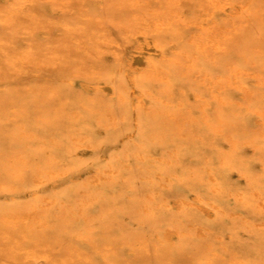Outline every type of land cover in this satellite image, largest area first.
<instances>
[{"label": "rangeland", "instance_id": "rangeland-1", "mask_svg": "<svg viewBox=\"0 0 264 264\" xmlns=\"http://www.w3.org/2000/svg\"><path fill=\"white\" fill-rule=\"evenodd\" d=\"M20 1H21V4H23V1H26V0H8V1L7 0L6 1L0 0V14L5 15V16H9L10 10L13 9L12 7L19 6L18 3ZM29 1L30 0H27L26 9L24 10L23 13H21L23 15L19 16V20L23 23H19L18 26L17 25H14V26H11V25L10 26H3L2 25V26H0V35H1L0 38H3V41L1 43L2 45L0 44L1 45L0 46V57H1L0 58V97H1L0 98V112H1L0 113V186H1L0 187V189H1L0 190L1 191L0 192V214L2 213L1 215H4V213H6V212H3V208L9 209V206L14 205L16 203H19V201H20L19 204H24V207L21 205L24 212H29V210H31L36 205V208L38 209V211L41 212V215L43 216V221L39 222L37 220L36 221L32 220L30 223H28L27 226H23L18 221L19 220V218H18L19 214H15L12 211L9 212L8 215L10 217V220L13 221L14 223H17V224H15V227H12V229H11V228L3 225L2 223H0V231H1V234H0V264H5V263L6 264H18V263L19 264H26L24 253L27 251H37L40 254L45 253L46 255L50 256L51 260L53 259L52 261H54L52 263L42 262L40 264H55V263L56 264H68V263L69 264H93V263L94 264H204L211 256L209 255V253H207L208 250H207L206 246L204 245V239L197 235V229H199L200 227L201 228L206 227V229L207 228L211 229V230L207 229V231L214 232V227H213L211 221L209 220L208 216H206V215L204 216V214H201V213L198 214L196 211H194L195 209L192 210L193 212H190V214L193 213L195 215V219L194 220L193 219H191V220L187 219L185 216V213H183V211H179L173 205V201L177 200L178 197H179V199H180V197H182V198H185L186 200H189L192 198L194 192L196 194V191H197V193H203L206 196H208V197H206V199L208 201H212V200L216 201L223 209H225L224 211L226 213H232L233 211H235V212L238 211L239 214L241 213V215L246 216L247 219L252 220L251 222L253 224L256 223L258 225H261V223H263L264 218L263 219L260 218L259 214H257V211H255L256 209L253 208L251 210H248V209H246L245 206L237 204V202H235L234 200H232L230 198H227L223 194L216 196L215 194H213L211 192L207 183L204 182L201 184V181L197 180L198 179L197 176H199L200 174L203 173L201 167L203 168V166L206 164V161L210 160V162L213 163V165L215 167L218 166V167H216L217 170L215 171L217 174L220 173V170L222 167L226 168L227 171H233L234 174L231 173L232 175L230 174L228 176V182L229 183L223 184L224 187H226V185L232 186L233 191H235L237 189H246V188H247L246 190H248L246 183L243 182L242 180H240V174L239 173H241V171H243V169L246 168L245 165L249 164L248 165V167H250L249 171H251V174H254L253 175L254 179L256 178L258 183L264 185V169H263L264 168V147L261 146L262 143H263L262 145L264 146V120H263V125L260 123V121L262 120V118L260 117V114H261L260 112L264 111V108H263L264 104H262V103H264V95H263L264 91H262V89L264 90V88H263L264 86H262V88H261L260 86H258L256 84L257 80L252 78V76H254L255 74H261L263 76V81H261V84L264 83V60H263L264 59V0H253L254 4H256V5L254 6V4H253V6L251 8L252 15L248 16V14H247L243 20L241 19V20L237 21L236 24H238V26L240 25L239 29H237L238 33L233 36L232 40L228 41L229 43L226 42V44L223 45L228 52L226 51V53L221 55V57L219 56L220 59H218V60H220V62H223L222 64L215 63L214 61H212L210 59L209 56L205 57V55L201 56L197 53L198 60H199L197 62V64H198L199 68L201 70H203V72H205V71L207 72V70H209L208 73H210L212 76L214 75L213 76L214 78L220 79L221 81L223 80V82H221L222 87L220 86V89L217 91H223V88H226L225 89V95H224L226 100L228 101L226 106H222L219 103L211 100V104H210L211 107H210V109H208V114H209V116H211V121H210L211 126H208L205 123H203L204 120L201 119L200 113L197 111V109H196L197 107H195L196 103H194V98L192 96H189L190 98L189 97L187 98V102L189 104H192L191 105V111H192L193 119H191L189 121V120H187L188 117H186L184 120L182 117L179 116L178 120L175 123L170 124L169 119L165 116L164 107L160 108V107H156L154 105H152L153 106L152 107L149 104L150 110L147 109V110H144V112H143V110H141L142 111L141 112L135 108L133 109L132 107L129 109H126L121 104H119L120 102L118 100L111 98L110 94L107 92H103V93H101V95L97 94L98 95L97 97H99L100 99L102 98V100L104 102L106 101V103H107V101L109 100V105L113 104V106H114L113 107L110 105L112 111L114 110L113 115H115V120H116V122L114 124L116 127L115 131H113L111 129L112 125H111V122L109 121V119L107 117L103 116L104 117L103 118L101 116L99 118H96L93 114H90L91 109H88V106H85V105L89 104L88 103L89 98H88V96L84 95V93L82 92L81 83L84 81L86 82V80L84 79V76H82V75H84V73L85 74L90 73V71L92 69H99V68L101 69V67L102 68L104 67L105 69H107L109 74L114 75L113 77H115V79L118 82H120L121 84L124 81H126L127 80V76H126L127 73L125 71L117 70L115 68L114 60L109 55V52L111 51L110 49L112 47L110 45H106L104 43V41H103L104 37L109 39V41H111L113 43L116 42V44H118V47H119L118 48L119 52L121 49V51L126 53L127 48H129L127 45L129 43L128 37L132 33L131 30L133 28V25L135 23L141 21L142 19L149 18L151 16L150 11L152 9H153L152 10L153 12H163V11L165 13L172 12V10L174 9V6L171 5V3H170L171 1L170 0H148L149 2H147V0H131V2L129 0L128 1L127 0H112V1L111 0H31L30 2ZM137 1H139V2H137ZM191 1L192 0H181V2H180L182 5L181 8H183L187 12H193V13L196 12L197 13L198 9H196V8L199 7L198 5L200 3H201L200 6L202 8H207V6H208L205 3V2L208 3V0L207 1L199 0V1H195V2H191ZM231 1H240V0H231ZM65 3L67 5V7H65ZM234 3H237V2H234ZM135 4H136V6H134ZM147 5H149L150 9H148V8L146 9V7H148ZM119 6H120V9H119ZM190 6L192 9L190 8ZM7 7H8V9L6 11V9H4V8H7ZM2 9H4V11ZM142 9L144 10V12ZM27 10H29V11H27ZM31 11L34 12L33 14H36V15L38 14L37 21H36L37 23L34 22L33 20H30V18L26 17L25 12L27 13V12H31ZM65 11H67V12H65ZM134 11H136V12L134 13ZM3 12H5V13H3ZM68 12H70V13H68ZM139 12H140V14H139ZM82 14H83V16H82ZM148 14H149V16H148ZM129 16H131L130 19H128ZM87 17H90V18H87ZM48 18L50 20H48ZM221 18H222L221 25L226 24L224 22V18L223 17H221ZM135 19H137V20H135ZM77 20H79L81 22H79ZM124 20H127V21L124 22ZM245 20L247 22H245ZM31 21H32V23H31ZM75 21H76V24H75ZM92 21L95 24L94 23L92 24ZM64 23H66V25L68 24L67 25L68 27H64V25H63ZM57 24H60V25H57ZM244 24L246 26H249L250 30L249 29L246 30ZM61 26L63 29L61 28ZM73 26L74 27L76 26L75 29ZM84 26H86V27H84ZM96 26H97V28H96ZM230 26H231V24H230ZM38 27L40 30L38 29ZM78 27L80 29H77ZM92 27H93V29H92ZM240 27H241V29H240ZM101 28H103V29H101ZM1 29L3 30V32ZM36 29H37V31H35ZM46 29H47V31H46ZM72 29H74V30H72ZM83 29L85 30V32L82 31ZM87 30H88V32H87ZM96 30H98V31H96ZM123 31H124V34H123ZM4 32L7 33L8 35H10L12 38L10 36H7V34H5ZM182 32L184 33V38H187V36H185V34H188V32L185 30ZM3 34H5V35H3ZM122 34H123V36H122ZM4 36L5 37L7 36V38H5ZM87 40H89V41H87ZM86 42H89V43H86ZM117 42H120V43H117ZM73 44H74V46H73ZM86 44H88V45H86ZM94 44H95V46H94ZM98 44H100L101 46ZM36 45H37V47L35 48ZM103 45H105V46H103ZM185 45H187L185 48L191 47L187 43H185ZM25 46H26V48H25ZM27 46H29V47H27ZM78 46H79V48H78ZM19 47H21L22 49ZM45 47L47 48L46 50H45ZM192 48L193 47H191V49L188 48V51L189 52L191 51L190 54H194L196 51L195 48H193V49ZM66 49L69 51H67ZM237 49L238 50L240 49V52H238ZM100 50L103 51V55L98 53V51H100ZM210 52H212V51H210ZM262 52H263V54H262ZM22 53H24V55H26V56H29V60H25L23 58L24 56ZM41 53L43 56L41 55ZM6 54L7 55L9 54L10 57H9V55L7 56ZM61 54L64 55V59H63ZM69 54H71V55H69ZM77 54H79V58H78ZM94 54H97L98 56L97 55L95 56ZM74 55L76 57L75 59H74ZM230 56L232 58H230ZM243 56H244V58H243ZM245 56H247V57H245ZM92 57H93V59H91ZM97 57H99V58H97ZM102 57L104 59H102ZM47 58L49 61L47 60ZM37 59H38V61H36ZM205 59H207V61H205ZM231 59L232 60L234 59V60L232 61ZM209 60H211V61H209ZM22 61L24 62V65H22L23 64ZM32 61H34V62H32ZM79 61H81V62L79 63ZM85 63L90 67H88L87 65L85 66ZM183 63H185V65H186V61ZM228 63H230V64L228 65ZM69 64H70V67H68ZM71 64H74V65L71 66ZM78 64H80V65H78ZM237 66H239L240 70H243L247 73V75H244L245 77L243 76L242 79L244 78L243 81H244V83H246L245 85L247 86L249 91L256 93L255 94L256 99L252 98L253 99L252 103H250L249 101H245L244 98L241 97L242 95L240 93V90H238V88H236L237 91L233 90V88H235L234 85H232V86L227 85L228 81L226 82V78H224V77H227V80H228V78L232 79V78H230L231 77L230 69H235V68L238 69ZM30 67H31V69H30ZM79 67H81V68H79ZM82 68H84V70H87V71L80 70ZM86 68H88V69H86ZM178 68H180V67H178ZM215 68H216V70H214ZM25 69H27V70L25 71ZM75 69H77V71ZM180 69H175V71H180ZM210 69L215 71V73L210 71ZM15 71H16V74H15ZM124 73H125V75H124ZM19 74H20V76H19ZM22 74H24V75H22ZM215 74L218 76H216ZM69 75H70V77L72 76L73 78L72 77L70 78ZM221 75H223V77H221ZM174 76H175L174 79H177L176 81L181 82L182 85H184L187 89L190 86L193 87L192 86L193 83L188 77L183 76V75H178V73H175ZM58 78H59V80H58ZM179 78H182V79H179ZM61 79H63V80H61ZM65 79H66V81H65ZM67 80H68V82H67ZM182 80H184V82ZM39 83H41V84H39ZM52 83H53V85H52ZM66 83L68 84L69 88L67 87ZM46 86H49V88ZM70 86H71V88H70ZM25 87H27V88H25ZM32 88H33V90H32ZM156 88H158V87H156ZM71 89H73V90H71ZM50 90H52V91H50ZM78 90L81 93H79ZM155 90H158V89H155ZM55 92L57 95H59L58 97H59L60 101L58 100V102L55 98H52V96H54ZM222 93L224 94V92H222ZM14 95L17 97L16 100H17L18 104L16 103V106H15V104L11 103L12 99L15 100ZM78 99H80L81 101ZM23 100H24V102H23ZM110 100H112L113 102ZM235 100L238 102V104ZM241 101H243V104ZM82 103L85 104L84 105L85 107L83 106ZM244 103L246 105H250V104L253 105L255 103V105L252 106L253 107V109H252L251 105L245 106ZM54 104H55V106H54ZM18 105H20V106H18ZM50 106L52 107V109ZM240 106H242V107L240 108ZM244 106H245L246 110L244 109ZM11 107L13 109H11ZM76 107L78 109H80L83 112V113L81 112L83 114V116L85 115L84 117H86L89 120V121H87L88 127L84 128V124L83 125L79 124L80 122H78L77 120H74L72 115H70L71 113H73V110L80 112V110H78ZM155 107L157 110L155 109ZM232 107H234V108L232 109ZM257 107H259V108H257ZM260 107H262V108H260ZM85 108H87V109H85ZM193 108H195V109H193ZM256 109H259V111H258L259 113H256L257 112ZM230 110L231 111L235 110V111L231 112ZM31 111H33V112H31ZM30 112H31V114H30ZM52 112H55V113H52ZM135 112L137 113V115ZM139 112L141 113V115L143 117L142 120L144 123V129L146 131L144 133H140L139 130H140L141 126L139 127V124L136 123L137 122V116H139V114H140ZM253 113H254V115H253ZM57 114H59V115H57ZM159 114H161V116ZM51 115H54V116H51ZM157 115H159V116H157ZM162 116L164 118L165 117L166 118L164 119V118H162ZM195 117H197V118H195ZM5 118L7 119V121ZM259 118H261V119H259ZM10 119L11 120L14 119V121L16 120L14 122L15 124L12 121H11V123H9ZM3 120H5V121L3 122ZM30 120H31V122H30ZM86 120H85V123H86ZM118 120H119V122H117ZM127 121L129 122V124H127ZM258 121L260 124H258ZM118 123H119V125H117ZM154 123H156L155 124L156 126L154 125ZM164 123H166L165 124L166 126L164 125ZM12 124H14V125H12ZM108 124H110V125H108ZM189 126H191V127L189 128ZM82 127H83L84 132L81 134V136H84L86 139H88L92 145L95 144V146H98L99 144H101L103 146L102 151L100 150V152H99V154L101 156L100 162L102 164H104L105 166H107L108 172H110V173L112 172V174L108 173L109 175L108 174L103 175V178L105 179V180H102L103 183L101 184L103 192H101L102 195H100L98 199H94V198L88 199L84 195L85 193L83 194V191L86 188V185L89 183V181L92 179V176L95 174L94 171H85L82 173L79 172L77 177H75L76 181L74 180L73 183L66 182L64 180L62 181L61 179H57V180H55L53 178L48 179L49 176L46 175V173H42V172H46V170L50 167L53 168L54 171H60L64 168L72 167L75 159L76 160L80 159V161H82V162H87V161H90L91 159H93V154L91 152L77 151L73 148L72 145L70 146V144H71L70 140L71 139H69V137H68L69 134L72 136H79V131H80V129H82ZM173 128H174V130H173ZM58 129H59V131H58ZM210 130H213V131L210 132ZM24 132H26V133H24ZM152 132H153V134H152ZM258 132H259V134H258ZM129 133H130V135H129ZM136 133H138L137 138L139 137L140 142L142 144L144 142L145 145L151 144V142L149 143V141H151L156 135L164 136V138H168V140L174 144H171L166 150H163L161 152V154L160 153L159 154L162 155L161 156L162 159H164V160H166V162H168V160L171 158L170 155L167 157L168 153H170V151L175 150V149L180 150V152L184 153V154H182V160H181L182 161V164H181L182 168L179 167L178 165H175V164L172 165L173 167L171 165L166 164V163L159 164L160 165L159 166L160 174H162V176L160 175L161 176L160 181L162 182L161 183L158 179L154 180L155 179L154 174H152L150 171L143 170L141 168V166H139L140 162L136 161L134 158H131L129 160V162H128L129 167L128 168L125 167V165L123 164V163H125L124 161H126V157H125V160L123 161V163L121 162L122 164L116 163L115 165H113L111 163L110 165H108V162L112 157V153L115 155L123 156V157H124V155L129 154V151H130L129 146L131 145L130 142H131L132 138L133 139H134V137L136 138V136H135ZM173 134H175V135H173ZM213 134H215V135H213ZM34 135H35L34 139H29L30 138L29 136H34ZM143 135L145 137L144 140H143V138H144ZM229 135H232V136L236 135V138L239 141V144L241 143L239 145L240 146L239 147V149H240L239 153H241V154H238V157L233 162H231L230 160H228V162L227 161L225 162L222 154H220V153H218L219 155L216 154L215 150L211 149L210 147L206 146L203 143L204 141H207L209 139L211 141L218 142L219 140H222ZM44 136H46V137L52 136V137L46 139V137H44ZM240 137L241 138L243 137L242 140ZM196 138H197V140H196ZM23 139H24V141H23ZM247 139L250 141V144L251 145L253 144V146L256 148H254L253 146L249 149L245 148V143H247V141H248ZM252 139L254 141H252ZM49 140H50V142H48ZM55 141H57V142H55ZM191 141H193V142H191ZM47 142H48V144H47ZM50 143L53 144L54 146L51 145ZM57 143H58V145H57ZM195 144L197 146H195ZM123 145H124V147H122ZM71 147H72V149H71ZM122 148H124V150ZM113 149H114V151H113ZM219 149L220 150L222 149L220 151L222 153H226V152L230 153V149H229L228 145H222L219 147ZM67 150L69 153L67 152ZM125 150H126V152H124ZM166 151H169V152H166ZM196 152H198V153H196ZM107 153H110L111 155L110 156L104 155ZM123 153H126V154H123ZM260 153H262V155ZM51 154H53V155H51ZM40 155L42 156L41 158H40ZM79 156H80V158H79ZM6 158H8V159H6ZM200 158H202V159L200 160ZM50 159H51V162L49 161ZM219 159H221V161ZM24 161H26V162L28 161V162L25 163ZM216 162H219V164ZM136 163H138V164H136ZM232 163H234V164H232ZM19 164H21V166ZM14 165H15V168H14ZM228 165H231V166H228ZM112 166H114V167H113V170L111 171V168H109V167H112ZM186 166H187V168H185ZM196 166H197V168H195ZM116 167H117V169H116ZM174 167L176 169H174ZM58 169H60V170H58ZM129 170H130V172H129ZM22 171H24V172H22ZM164 172H166V173H164ZM196 172H199V173H196ZM15 173H17V175ZM132 173H134V174H132ZM43 174L46 175L45 179H43L44 178ZM131 175H133V176H131ZM223 175L227 176L225 174H223ZM167 176L170 178H168ZM34 177H41L40 182L42 181V183L36 185V183L34 182ZM124 177H126V178L124 179ZM142 177H143V179L144 178L145 179L143 180ZM172 177H173V179H172ZM110 178H111V180H110ZM195 178H197V179H195ZM11 179H14V180H11ZM146 180H148V181H146ZM171 180H173V181H171ZM187 180H189V181H187ZM223 180L224 179H222V181ZM134 181H135V183H134ZM154 181H156V182H154ZM157 181H159L160 183ZM6 183H8V185L10 184L11 186L17 188V190L14 191L15 195H13L12 191H8V189L4 188ZM156 183H157V185H155ZM72 184H74V185L72 186ZM75 184L78 185V188ZM19 185H20V187H19ZM194 185H196V186L199 185L198 186L199 188L194 186ZM221 185H222V182H221ZM132 186H134V187H132ZM156 186H158V187L156 188ZM68 188H71L75 192H73V193L71 192L72 195L69 196L70 198L65 197V198L61 199L60 194L63 192V190L68 189ZM190 190H192V191L194 190V192L192 193V191H190ZM199 190H201V191H199ZM34 191H38V194H39L38 199L33 197L32 193ZM135 192H137L138 194H136ZM146 192H147V194H146ZM155 192L156 193L160 192V193L156 194ZM110 194H111L112 198H110L111 197ZM126 194H127V196H126ZM133 194H135L134 197H133ZM143 194H145V195L142 197ZM40 195H41V197H40ZM48 195L51 198H49ZM73 195H75V196H73ZM77 195L81 196V198ZM137 195H139L140 197ZM12 196H15V198L14 197L10 198ZM149 196H151V197H149ZM157 196L158 197L160 196V197L158 198ZM175 196H176V198H175ZM184 196H186L187 198ZM53 197H56V198H53ZM135 197L137 199H135ZM44 199L50 200V201H52V203L47 204L44 201ZM52 199H54V200H52ZM60 199H61V201H60ZM10 200H11V202H10ZM115 200H117V201H115ZM156 201H157V203H159V202H161V203L157 204V206H155ZM33 202H34V204H33ZM59 202H62V204ZM5 203L7 205H5ZM74 203H75V205H74ZM2 204H4V206ZM150 204L154 205V206H151ZM166 204L167 205L170 204V205L165 206ZM140 205H142V206H140ZM146 205L147 206L149 205V206L147 207ZM150 207H151V209H150ZM144 209H146V210H144ZM242 209H243V211H242ZM152 210H153V212H152ZM151 213H152V215H151ZM93 215H94V217H93ZM149 215H150V218H149ZM68 216L71 220L68 218ZM171 217H173L174 219ZM179 218H181V219L177 220ZM0 219H1V216H0ZM175 220L178 222H176ZM230 220L232 221V223ZM250 220H248V221H250ZM187 221L189 223L191 222V224H187L186 223ZM200 221L203 223H201ZM34 222L36 223L37 226L35 225ZM52 222H53V224H51ZM57 222H59V223H57ZM171 222H173V224H175L173 227H172L173 224ZM181 222L183 224H181ZM258 222H260V224ZM195 224L196 225L198 224L199 226L198 225L196 226ZM84 225H85V227H84ZM170 225H171V228H168ZM185 225H187V226H185ZM194 225L196 228H193ZM202 225H204V226H202ZM224 225L226 227H224V229L223 228L221 229V233H222V236L224 237V238L222 237L223 241H225L227 244H229V242H230L229 236L232 233V234H236L238 239L239 238L241 239V243H244L247 245V248L248 247L251 248L253 246L252 244L256 238V234L254 231H249L246 227L244 228V226L241 225L240 222H238V220H236V219H229L228 218L227 221L224 222ZM178 226L180 229H182V230L178 229L179 232L180 231L183 232L182 236H180V235H178L177 237L174 236L175 238L173 237L174 239H172V243L166 242L164 240L166 229H163V228H168V229L173 228V230L176 231ZM23 227H24V229H23ZM197 227H199V228H197ZM249 227H250L249 228L250 230H252L254 228L252 226H249ZM190 228L193 230H191ZM238 228H239V230H238ZM18 230L20 233L18 232ZM163 230H165V231L163 232ZM183 230H185V231H183ZM235 230H237V231H235ZM247 231H248V234H247ZM9 232H11V233H9ZM184 232H187V233H184ZM188 232H190V233L188 234ZM45 233H47V234H45ZM71 233H72V235H71ZM69 234H70V236H69ZM6 236H10V237H6ZM46 236H50V237H46ZM162 237L164 239H162ZM185 237H187V238H185ZM39 238H41V240ZM244 238H245V240H244ZM49 240L51 242H49ZM161 240H163L164 242ZM109 241L112 244L108 243ZM160 241L162 243H160ZM146 242H148V243L144 244ZM98 243H99V245H98ZM160 244H163V245H160ZM164 244H166L168 247ZM171 244H174V245L171 246ZM13 246H16V249L18 251L16 253V256H14L12 254V252H13L12 247ZM55 246H56V248H55ZM99 246H101V247L99 248ZM40 248L43 249V251L40 250ZM146 248H148V249H146ZM155 248H157V249H155ZM74 249H77L76 250L77 254H73ZM52 250H53V252H52ZM57 250H58V252H57ZM103 250H104L105 254H103ZM9 251H10V253H9ZM59 251H61V252H59ZM82 253H84V255ZM59 256H61V257H59ZM72 256H74V257H72ZM83 256H85V257H83ZM22 259L24 260V262ZM91 259H93V260H91ZM197 260H198V262H197ZM252 260L254 261L255 259L252 258ZM217 264H223V263H217Z\"/></svg>", "mask_w": 264, "mask_h": 264}, {"label": "bare ground", "instance_id": "bare-ground-1", "mask_svg": "<svg viewBox=\"0 0 264 264\" xmlns=\"http://www.w3.org/2000/svg\"><path fill=\"white\" fill-rule=\"evenodd\" d=\"M6 1V0H4ZM8 1V0H7ZM31 1V0H30ZM29 1V2H30ZM112 1V0H111ZM128 1V0H127ZM131 2V0H129ZM171 5L174 6V9L172 10V12L169 13H165L163 12H152L150 11L151 16L147 19H142L141 21L135 23L133 25L132 28V33L129 35L128 37V47L126 50V53L121 51H118L119 47L118 44L113 43L111 41H109V39L104 37V43L106 45H110L112 48L110 49L111 51L109 52V55L112 57V59L114 60L115 63V68L117 70H121V71H125L127 73V80L124 81L122 84L120 82H118L115 77H113L114 75L109 74V72L107 71V69H105L104 67L101 69H92L90 71V73H87L82 76H84V79L86 80V82H82L81 83V88H82V92L84 93V95L88 96V100H89V104L85 105L83 104V106H88V109H91V113L93 114L96 118L99 117H107L109 119V121L111 122V129L113 131L116 130L115 127V115H113V111L111 109V106H113V104L110 106L109 105V100L104 102L102 100V98L100 99L99 97H97L99 94L101 95V93L103 92H107L110 94V97L118 100L119 104H121L123 107H125L126 109L129 108H135L139 111L143 110H150L149 109V104L152 106H156V107H164L165 111V116L169 119V123H175L179 116L182 117L184 120L186 117H188L187 120H191L193 119V115H192V111H191V105L187 102V98L189 96H192L194 98V103H196L195 107H197V111L200 113V117L201 119L204 120L203 123H205L208 126L210 125V121H211V116H209L208 114V109H210L211 107V100L219 103L222 106H226L227 105V100L225 98V89L223 88V91H217L220 89L221 82H223V80L221 81L220 79H216L214 78L210 73H208L209 70H207V72H203V70H201L197 64L198 60V56L197 53L199 55H205V57H210V59L212 61H214L215 63L218 64H222L223 62H220L219 56L221 57V55L226 53V48L223 46L227 43H229L228 41L233 39V36L235 34L238 33L237 29H239V26L237 23V21L239 20H243L245 18V16L248 14V16L252 15L251 12V8L254 4L253 0H240V1H231V0H208V3L205 2L208 6L207 8H202L200 5L201 3L198 5L199 7L196 8L198 9L197 13H193V12H187L186 10H184L183 8H181V0H170ZM195 1H199V0H192L191 2H195ZM207 1V0H205ZM17 2V1H16ZM15 2V3H16ZM63 2V1H62ZM117 2V1H116ZM123 2V1H122ZM139 2V1H137ZM147 2H149L147 0ZM155 2V1H154ZM237 2V3H234ZM5 3V2H4ZM26 1H23V4H21V1L18 3L19 6L16 7H12L13 9L10 10V14L9 16H5V15H1L0 14V26H14L17 25L19 23H23L19 20V16L23 15L21 13L24 12V10L26 9ZM32 3V2H31ZM152 3V2H151ZM164 3V2H163ZM166 3V2H165ZM197 3V2H196ZM21 4V5H20ZM122 4V3H121ZM125 4V3H124ZM128 4V3H127ZM169 4V3H168ZM12 5V4H11ZM126 5V4H125ZM167 5V4H166ZM165 5V6H166ZM204 5V4H203ZM256 4H254L255 6ZM10 6V5H9ZM13 6V5H12ZM130 6V5H129ZM136 6V4L134 5ZM133 6V7H134ZM148 7H146V9H150L149 5H147ZM159 6V5H158ZM164 6V7H165ZM65 7H67L66 3H65ZM124 7V6H123ZM162 7V6H161ZM204 7V6H203ZM71 8V7H70ZM153 8V7H152ZM191 8V6H190ZM8 9L7 8H4ZM4 9H2L4 11ZM120 9V6H119ZM125 9V8H124ZM192 9V8H191ZM30 10V9H29ZM27 10V11H29ZM143 10V9H142ZM165 10V9H164ZM156 11V10H155ZM32 12V11H31ZM25 12L26 17L30 18V20H33L34 22L37 21V16L38 14H33L34 12ZM67 12V11H65ZM136 11H134L135 13ZM144 12V10H143ZM147 12V11H146ZM254 12V11H253ZM2 13V12H1ZM5 13V12H3ZM70 13V12H68ZM138 13V12H137ZM142 13V12H141ZM8 14V13H7ZM140 14V12H139ZM85 15V14H84ZM133 15V14H132ZM137 15V14H136ZM254 15V14H253ZM83 16V14H82ZM87 16V15H86ZM127 16V15H126ZM141 16V15H140ZM149 16V14H148ZM131 16H129L128 19H130ZM146 17V16H145ZM224 18V22L226 24L221 25V20L222 18ZM39 18V17H38ZM84 18V17H83ZM90 18V17H87ZM125 18V17H124ZM121 19V18H120ZM133 19V18H132ZM131 19V20H132ZM249 19V18H248ZM27 20V19H26ZM46 20V19H45ZM48 20H50L48 18ZM47 20V21H48ZM137 20V19H135ZM24 21V20H23ZM29 21V20H28ZM52 21V20H51ZM79 21V20H77ZM86 21V20H85ZM88 21V20H87ZM127 20H124V22H126ZM64 22V21H63ZM81 22V21H79ZM223 22V23H224ZM245 22H247L245 20ZM27 23V22H26ZM32 23V21H31ZM37 23V22H36ZM42 23V22H41ZM67 23V22H66ZM66 23H64V27H68L66 25ZM94 22L92 21V24ZM249 23V22H248ZM54 24V23H53ZM70 24V23H69ZM73 24V23H72ZM76 24V21H75ZM90 24V23H89ZM95 24V23H94ZM121 24V23H120ZM231 24V26H230ZM246 24V23H245ZM244 24V25H245ZM60 25V24H57ZM79 25V24H78ZM88 25V24H87ZM130 25V24H129ZM23 26V25H22ZM54 26V25H53ZM82 26V25H81ZM92 26V25H91ZM90 26V27H91ZM98 26V25H97ZM96 26V28H97ZM59 27V26H58ZM71 27V26H70ZM74 27V26H73ZM76 27V26H75ZM74 27V29H75ZM86 27V26H84ZM88 27V26H87ZM243 27V26H242ZM62 28V26H61ZM122 28V27H121ZM129 28V27H128ZM246 30L249 29V26L245 25ZM3 29V28H2ZM1 29V30H2ZM39 29V27H38ZM63 29V28H62ZM72 29V30H74ZM77 29H80L79 27ZM87 29V28H86ZM93 29V27H92ZM91 29V30H92ZM103 29V28H101ZM241 29V27H240ZM8 30V29H7ZM6 30V31H7ZM40 30V29H39ZM43 30V29H42ZM49 30V29H48ZM187 31L188 34H185V36H187V38H184V33L182 31ZM244 30V29H243ZM37 31V29L35 30ZM47 31V29H46ZM76 31V30H75ZM82 31L85 32V30L83 29ZM93 31V30H92ZM98 31V30H96ZM3 32V30H2ZM8 32V31H7ZM71 32V31H70ZM73 32V31H72ZM81 32V31H80ZM79 32V33H80ZM88 32V30H87ZM5 33V32H4ZM77 33V32H76ZM95 33V32H94ZM108 33V32H107ZM245 33V32H244ZM7 34V33H5ZM3 34V35H5ZM124 34V31H123ZM122 34V36H123ZM24 35V34H23ZM91 35V34H90ZM96 35V34H95ZM1 36V35H0ZM7 36H10L7 34ZM7 36L5 38H7ZM86 36V35H85ZM92 36V35H91ZM125 36V35H124ZM252 36V35H251ZM11 37V36H10ZM93 37V36H92ZM95 37V36H94ZM241 37V36H240ZM12 38V37H11ZM82 38V37H81ZM96 38V37H95ZM103 38V37H102ZM238 39V38H237ZM241 39V38H240ZM247 39V38H246ZM258 39V38H257ZM93 40V39H92ZM100 40V39H99ZM120 40V39H119ZM124 40V39H123ZM126 40V39H125ZM236 40V39H235ZM3 38H0V44L2 43ZM89 41V40H87ZM101 41V40H100ZM99 41V42H100ZM113 41V40H112ZM237 41V40H236ZM253 41V40H252ZM7 42V41H6ZM234 42V41H233ZM243 42V41H242ZM245 42V41H244ZM248 42V41H247ZM8 43V42H7ZM89 43V42H86ZM120 43V42H117ZM185 43H187L189 46L193 47L196 49L194 54H190V52L188 51V48L191 49V47L185 48L187 45H185ZM18 44V43H17ZM92 44V43H91ZM245 44V43H244ZM2 45V44H1ZM0 45V46H1ZM16 45V44H15ZM25 45V44H24ZM27 45V44H26ZM84 45V44H83ZM88 45V44H86ZM97 45V44H96ZM100 45V44H98ZM126 45V44H125ZM185 45V46H184ZM231 45V44H230ZM256 45V44H255ZM33 46V45H32ZM74 46V44H73ZM77 46V45H76ZM90 46V45H89ZM95 46V44H94ZM101 46V45H100ZM105 46V45H103ZM232 46V45H231ZM24 47V46H23ZM29 47V46H27ZM37 47V45L35 46V48ZM234 47V46H233ZM12 48V47H11ZM21 48V47H19ZM26 48V46H25ZM42 48V47H41ZM75 48V47H74ZM77 48V47H76ZM79 48V46H78ZM87 48V47H86ZM91 48V47H90ZM94 48V47H93ZM107 48V47H106ZM117 48V49H116ZM122 48V47H121ZM192 48V49H193ZM256 48V47H255ZM10 49V48H9ZM15 49V48H14ZM18 49V48H17ZM22 49V48H21ZM47 48L45 47V50ZM82 49V48H81ZM100 49V48H99ZM102 49V48H101ZM130 49V50H129ZM12 50V49H11ZM44 50V49H43ZM67 50V49H66ZM94 50V49H93ZM233 50V49H232ZM238 50V49H237ZM255 50V49H254ZM5 51V50H4ZM10 51V50H9ZM20 51V50H19ZM69 51V50H67ZM106 51V50H105ZM212 51V52H210ZM256 51V50H255ZM260 51V50H259ZM12 52V51H11ZM14 52V51H13ZM18 52V51H17ZM16 52V53H17ZM59 52V51H58ZM228 52V51H227ZM238 52H240V49L238 50ZM253 52V51H252ZM257 52V51H256ZM9 53V52H8ZM62 53V52H61ZM68 53V52H67ZM81 53V52H80ZM93 53V52H92ZM91 53V54H92ZM95 53V52H94ZM98 53L103 55V51L100 50L98 51ZM97 53V54H98ZM208 53V54H207ZM211 53V54H210ZM245 53V52H244ZM23 54V58L25 60H29V56H26ZM57 54V53H56ZM97 54H94L95 56ZM263 54V52H262ZM7 55V54H6ZM9 55V54H8ZM7 55V56H8ZM16 55V54H15ZM19 55V54H18ZM42 55V53H41ZM62 55V54H61ZM71 55V54H69ZM78 58H79V54ZM84 55V54H83ZM90 55V54H89ZM229 55V54H228ZM238 55V54H237ZM241 55V54H240ZM20 56V55H19ZM38 56V55H37ZM43 56V55H42ZM48 56V55H47ZM54 56V55H53ZM94 56V57H95ZM98 56V55H97ZM260 56V55H259ZM10 57V55H9ZM63 59H64V55H62ZM204 57V58H205ZM247 57V56H245ZM1 58V57H0ZM42 58V57H41ZM75 55H74V59H75ZM77 58V59H78ZM83 58V57H82ZM99 58V57H97ZM230 58H232L230 56ZM244 58V56H243ZM59 59V58H58ZM93 59V57L91 58ZM102 59H104L102 57ZM203 59V58H202ZM228 59V58H227ZM237 59V58H236ZM22 60V59H21ZM48 60V58H47ZM51 60V59H50ZM204 60V59H203ZM209 60V61H211ZM232 60V59H231ZM230 60V61H231ZM234 60V59H233ZM232 60V61H233ZM264 60V59H263ZM38 61V59L36 60ZM41 61V60H40ZM49 61V60H48ZM63 61V60H62ZM61 61V62H62ZM65 61V60H64ZM68 61V60H67ZM94 61V60H93ZM186 61V65L185 62ZM205 61H207V59H205ZM222 61V60H221ZM229 61V62H230ZM245 61V60H244ZM23 62V61H22ZM34 62V61H32ZM81 61H79L80 63ZM250 62V61H249ZM14 63V62H13ZM84 63V62H83ZM100 63V62H99ZM206 63V62H205ZM208 63V62H207ZM260 63V62H259ZM103 64V63H102ZM209 64V63H208ZM230 63H228L229 65ZM232 64V63H231ZM250 64V63H249ZM24 65V62L23 64ZM35 65V64H34ZM74 64H71V66ZM80 65V64H78ZM83 65V64H82ZM87 64L85 63V66ZM217 65V64H216ZM227 65V66H228ZM239 65V64H238ZM8 66V65H7ZM19 66V65H18ZM30 66V65H29ZM88 66V65H87ZM102 66V65H101ZM108 66V65H107ZM202 66V65H201ZM207 66V65H206ZM221 66V65H220ZM233 66V65H232ZM12 67V66H11ZM16 67V66H15ZM14 67V68H15ZM44 67V66H43ZM70 67V64L69 66ZM90 67V66H88ZM180 67V68H178ZM217 67V66H216ZM81 68V67H79ZM98 68V67H97ZM205 68V67H204ZM208 68V67H207ZM224 68V67H223ZM222 68V69H223ZM238 69H230L231 71V77L232 79L227 80L226 78V82L227 85L232 86L234 85L235 88H233V90L237 91L236 88H238V90H240L241 93V97L244 98L245 101H249L250 103H252L253 99L255 98V92L249 91V89L247 88V86L245 85L246 83H244L242 77L244 75H247V73L243 70H240L239 66H237ZM248 68V67H247ZM19 69V68H18ZM31 69V67H30ZM65 69V68H64ZM88 69V68H86ZM109 69V68H108ZM175 69H180V71H175ZM13 70V69H12ZM15 70V69H14ZM23 70V69H22ZM27 69H25L26 71ZM77 71V69H75ZM80 70H84V68L80 69ZM116 70V71H117ZM206 70V69H205ZM216 70V68L214 69ZM221 70V69H220ZM246 70V69H245ZM60 71V70H59ZM87 71V70H84ZM83 71V72H84ZM210 71L214 72L213 70L210 69ZM251 71V70H250ZM73 72V71H72ZM118 72V71H117ZM116 72V73H117ZM248 72V71H247ZM254 72V71H253ZM252 72V73H253ZM263 72V71H262ZM178 73V75H183L188 77L192 83H193V87H189L188 89L182 85L181 82L176 81L177 79H174V74ZM219 73V72H218ZM226 73V72H225ZM256 73V72H255ZM16 74V71H15ZM30 74V73H29ZM68 74V73H67ZM73 74V73H72ZM119 74V73H118ZM24 75V74H22ZM125 75V73H124ZM123 75V76H124ZM216 75V74H215ZM251 75V74H250ZM254 75V74H253ZM20 76V74H19ZM117 76V75H116ZM218 76V75H216ZM220 76V75H219ZM70 77V75H69ZM72 77V76H71ZM70 77V78H71ZM77 77V76H76ZM125 77V76H124ZM221 77H223V75H221ZM220 77V78H221ZM245 77V76H244ZM73 78V77H72ZM252 78L257 80V85L260 86L262 88V86H264V83L261 84V81H263V76L261 74H255L254 76H252ZM182 79V78H179ZM59 80V78H58ZM63 80V79H61ZM71 80V79H70ZM252 80V79H251ZM66 81V79H65ZM184 82V80H182ZM249 81V80H248ZM68 82V80H67ZM122 82V81H121ZM186 82V81H185ZM225 82V81H224ZM256 82V81H255ZM70 83V82H69ZM189 83V82H188ZM41 84V83H39ZM49 84V83H48ZM51 84V83H50ZM186 84V83H185ZM53 85V83H52ZM65 85V84H64ZM67 87L68 84L66 83ZM226 85V86H227ZM38 86V85H37ZM40 86V85H39ZM189 86V85H188ZM49 88V86H46ZM158 87V88H156ZM27 88V87H25ZM69 88V87H68ZM71 88V86H70ZM264 88V87H263ZM7 89V88H6ZM52 89V88H51ZM60 89V88H59ZM158 89V90H155ZM33 90V88H32ZM37 90V89H36ZM49 90V89H48ZM53 90V89H52ZM50 90V91H52ZM73 90V89H71ZM260 90V89H259ZM43 91V90H42ZM76 91V90H75ZM79 91V90H78ZM262 91H264L262 89ZM34 92V91H33ZM224 92V94L222 93ZM79 93H81L79 91ZM78 93V94H79ZM77 94V95H78ZM98 94V95H97ZM223 94V95H222ZM11 95V94H10ZM48 95V94H47ZM107 95V94H106ZM264 95V94H263ZM15 96V95H14ZM59 95L56 94V92L54 93V96H52V98H55L58 102L59 100ZM70 96V95H69ZM74 96V95H73ZM8 97V96H7ZM58 97V98H57ZM1 98V97H0ZM16 96H15V100L12 99L11 103L15 104L17 103L16 100ZM28 98V97H27ZM61 98V97H60ZM80 98V97H79ZM190 98V97H189ZM210 98V99H209ZM253 98V99H252ZM263 98V97H262ZM24 99V98H23ZM77 99V98H76ZM75 99V100H76ZM256 99V98H255ZM4 100V99H3ZM29 100V99H28ZM67 100V99H66ZM80 100V99H78ZM233 100V99H232ZM60 101V100H59ZM81 101V100H80ZM83 101V100H82ZM112 101V100H110ZM191 101V100H190ZM189 101V102H190ZM236 101V100H235ZM24 102V100H23ZM48 102V101H47ZM113 102V101H112ZM237 102V101H236ZM243 104V101H241ZM263 102V101H262ZM261 102V103H262ZM10 103V104H11ZM74 103V102H73ZM115 103V102H114ZM258 103V102H257ZM260 103V102H259ZM18 104V103H17ZM58 104V103H57ZM66 104V103H65ZM80 104V103H79ZM238 104V102H237ZM264 104V103H262ZM32 105V104H31ZM71 105V104H70ZM115 105V104H114ZM245 106H250V105H246L244 103ZM255 103L253 105H251V108L253 109L252 106H254ZM20 106V105H18ZM27 106V105H26ZM55 106V104H54ZM57 106V105H56ZM63 106V105H62ZM73 106V105H72ZM75 106V105H74ZM84 106V107H85ZM118 106V105H117ZM244 106V109H245ZM264 106V105H263ZM14 107V106H13ZM29 107V106H28ZM51 107V106H50ZM114 107V106H113ZM153 107V106H152ZM155 107V109H156ZM242 106H240L241 108ZM57 108V107H56ZM77 108V107H76ZM151 108V107H150ZM215 108V107H214ZM221 108V107H220ZM231 108V107H230ZM229 108V109H230ZM234 107H232L233 109ZM259 108V107H257ZM262 108V107H260ZM264 108V107H263ZM11 109H13L11 107ZM25 109V108H24ZM52 109V107H51ZM78 109V108H77ZM87 109V108H85ZM114 109V108H113ZM153 109V108H152ZM163 109V110H164ZM195 109V108H193ZM216 109V108H215ZM228 109V110H229ZM236 109V108H235ZM255 109V108H254ZM55 110V109H54ZM80 110V109H78ZM157 110V109H156ZM159 110V109H158ZM246 110V109H245ZM257 112L259 113V109H256ZM262 110V109H261ZM30 111V110H29ZM155 111V110H154ZM227 111V110H226ZM231 111V110H230ZM235 111V110H233ZM231 111V112H233ZM248 111V110H247ZM254 111V110H253ZM252 111V112H253ZM33 112V111H31ZM30 112V114H31ZM46 112V111H45ZM82 111H74L73 113H71L70 115H72L74 120H77L78 122H80L79 124L83 125L84 124V128L88 127V122L89 121L86 117L83 116V112ZM142 112V111H141ZM160 112V111H159ZM264 112V111H263ZM260 112V117L262 118V120L260 121V123L263 125V120H264V113ZM1 113V112H0ZM5 113V112H4ZM11 113V112H10ZM9 113V114H10ZM14 113V112H13ZM18 113V112H17ZM55 113V112H52ZM64 113V112H63ZM136 113V112H135ZM140 113V112H139ZM187 113V114H186ZM216 113V112H215ZM236 113V112H235ZM6 114V113H5ZM28 114V113H27ZM89 114V113H88ZM89 114V115H90ZM150 114V113H149ZM212 114V113H211ZM240 114V113H239ZM48 115V114H47ZM56 115V114H55ZM59 115V114H57ZM69 115V116H70ZM137 115V113H136ZM152 115V114H151ZM161 116V114H159ZM157 115V116H159ZM183 115V116H182ZM254 115V113H253ZM54 116V115H51ZM50 116V117H51ZM63 116V115H62ZM91 116V115H90ZM195 116V115H194ZM215 116V115H214ZM229 116V115H228ZM18 117V116H17ZM46 117V116H45ZM57 117V116H56ZM59 117V116H58ZM65 117V116H64ZM89 117V116H88ZM165 117V118H166ZM199 117V118H200ZM226 117V116H225ZM3 118V117H2ZM8 118V117H7ZM10 118V117H9ZM48 118V117H47ZM60 118V117H59ZM67 118V117H66ZM104 118V117H103ZM162 118H164L162 116ZM164 118V119H165ZM197 118V117H195ZM214 118V117H213ZM240 118V117H239ZM259 118V119H261ZM6 119V118H5ZM28 119V118H27ZM72 119V118H71ZM87 119V120H86ZM117 119V118H116ZM143 117L141 115V113L139 114V116H137V122L139 124L140 127V133H144L146 132L144 129V123H143ZM152 119V118H151ZM163 119V120H164ZM167 119V120H168ZM219 119V118H218ZM18 120V119H17ZM81 120V121H80ZM86 120V123H85ZM182 120V119H181ZM217 120V119H216ZM5 120H3L4 122ZM7 121V119H6ZM11 121L14 123V119H10L9 123H11ZM29 121V120H28ZM225 121V120H224ZM258 121V124H260ZM25 122V121H24ZM31 122V120H30ZM64 122V121H63ZM119 122V120L117 121ZM125 122V121H124ZM162 122V121H161ZM187 122V121H186ZM185 122V123H186ZM202 122V121H201ZM222 122V121H221ZM34 123V122H33ZM65 123V122H64ZM67 123V122H66ZM159 123V122H158ZM15 124V123H14ZM12 124V125H14ZM25 124V123H24ZM55 124V123H54ZM70 124V123H69ZM127 124H129V122L127 121ZM156 123H154L155 125ZM166 123H164L165 125ZM223 124V123H222ZM18 125V124H17ZM65 125V124H64ZM110 125V124H108ZM119 125V123L117 124ZM175 125V124H174ZM188 125V124H187ZM236 125V124H235ZM31 126V125H30ZM54 126V125H53ZM156 126V125H155ZM163 126V125H162ZM161 126V127H162ZM166 126V125H165ZM217 126V125H216ZM243 126V125H242ZM28 127V126H27ZM44 127V126H43ZM106 127V126H105ZM108 127V126H107ZM160 127V126H159ZM187 127V126H186ZM191 126H189L190 128ZM262 127V126H261ZM26 128V127H25ZM40 128V127H39ZM55 128V127H54ZM72 128V127H71ZM77 128V127H76ZM202 128V127H201ZM210 128V127H209ZM212 128V127H211ZM227 128V127H226ZM16 129V128H15ZM14 129V130H15ZM208 129V128H207ZM251 129V128H250ZM21 130V129H20ZM43 130V129H42ZM153 130V129H152ZM163 130V129H162ZM174 130V128H173ZM228 130V129H227ZM231 130V129H230ZM256 130V129H255ZM59 131V129H58ZM159 131V130H158ZM172 131V130H171ZM209 131V130H208ZM213 130H210V132ZM221 131V130H220ZM3 132V131H2ZM42 132V131H41ZM55 132V131H54ZM84 132L83 127L82 129H80L79 131V136H72L69 134V139L70 140V146L72 145L73 148L77 151H85V152H91L93 154V159H91L90 161L87 162H82L80 161V159L74 161V164L72 165V167H67L64 168L60 171H54L53 168H48L46 170V172H42V173H46V175H48V179L53 178L55 180L57 179H61L62 181H66V182H70L73 183L75 180V177H77L79 172H85V171H94L95 174L92 176V179L89 181V183L86 185V188L83 191V194L88 198V199H98L100 195H102L101 192H103L101 184L103 183L102 180H105L103 178L104 174H108L110 172H108V168L107 166H105L104 164H102L100 162L101 156L99 154L100 150L102 151L103 146L101 144H99L98 146H95L91 144V142L86 139L84 136H81V134ZM169 132V131H168ZM247 132V131H246ZM253 132V131H252ZM5 133V132H4ZM23 133V132H22ZM26 133V132H24ZM44 133V132H43ZM65 133V132H64ZM68 133V132H67ZM66 133V134H67ZM156 133V132H155ZM160 133V132H159ZM174 133V132H173ZM177 133V132H176ZM2 134V133H1ZM21 134V133H20ZM153 134V132H152ZM192 134V133H191ZM207 134V133H206ZM226 134V133H225ZM229 134V133H228ZM231 134V133H230ZM259 134V132H258ZM45 135V134H44ZM114 135V134H113ZM127 135V134H126ZM130 135V133H129ZM128 135V136H129ZM138 133H136V138L134 137V139H131L130 142V146H129V154H126L123 156L120 155H115L112 153V157L108 162V165H110L111 163L113 165H115L116 163H123V161L125 160L126 157V161H124L125 163H123L125 165V167H129V160L131 158H134L136 161L140 162L141 168L143 170H148L150 171L152 174H154V177L156 179H158L159 181L161 180V176L162 174H160V170H159V164H163L166 163L168 165H178L179 167H181L182 164V152H180V150H172L170 151V153H168L167 157L170 155V159L168 160V162H166V160L162 159L160 155L161 152L163 150H166L171 144V141L168 140V138H164V136H158L156 135L151 141H149V143L151 142V144H147L145 145L144 142L143 144L140 142L139 137L137 138ZM145 135V134H144ZM143 135V137H144ZM172 135V134H171ZM175 135V134H173ZM203 135V134H202ZM215 135V134H213ZM212 135V136H213ZM22 136V135H21ZM48 136V135H47ZM53 136V135H52ZM51 136V137H52ZM86 136V135H85ZM133 136V135H132ZM141 136V135H140ZM205 136V135H204ZM8 137V136H7ZM29 139H34V136H29ZM40 137V136H39ZM46 137V136H44ZM51 137H46L47 138H51ZM64 137V136H63ZM66 137V136H65ZM178 137V136H177ZM187 137V136H186ZM195 137V136H194ZM216 137V136H215ZM218 137V136H217ZM26 138V137H25ZM170 138V137H169ZM241 138V137H240ZM239 138V139H240ZM243 138V137H242ZM241 138V140H242ZM13 139V138H12ZM37 139V138H36ZM55 139V138H54ZM145 139V137L143 138V140ZM212 139V138H211ZM249 139V138H248ZM247 139V140H248ZM17 140V139H16ZM68 140V139H67ZM192 140V139H191ZM197 140V138H196ZM251 140V139H250ZM24 141V139H23ZM35 141V140H34ZM102 141V140H101ZM252 141H254L252 139ZM50 142V140L48 141ZM47 142V144H48ZM57 142V141H55ZM61 142V141H60ZM193 142V141H191ZM241 142V141H240ZM243 142V141H242ZM68 143V142H67ZM146 143V142H145ZM179 143V142H178ZM206 146L210 147L211 149L215 150L216 154L220 153L223 155V158L225 160V162L228 160H230L231 162L235 161L236 158L238 157L239 153V141L236 138V135H229L227 137H225L222 140H219L218 142L216 141H211L210 139L207 141L203 142ZM51 144V143H50ZM55 144V143H54ZM98 144V143H97ZM244 144V143H243ZM263 144V143H262ZM261 144L262 147H264ZM53 145V144H51ZM58 145V143H57ZM61 145V144H60ZM108 145V144H107ZM222 145H228L229 149H230V153L226 152V153H222L220 152L221 150L219 149L220 146ZM255 145V144H254ZM54 146V145H53ZM65 146V145H64ZM176 146V145H175ZM191 146V145H190ZM195 146H197L195 144ZM253 146V144H250V141L248 140L247 143H245V148L249 149ZM257 146V145H256ZM259 146V145H258ZM39 147V146H38ZM51 147V146H50ZM124 147V145L122 146ZM188 147V146H187ZM254 147V146H253ZM35 148V147H34ZM174 148V147H173ZM194 148V147H193ZM200 148V147H199ZM256 148V147H254ZM29 149V148H28ZM72 149V147H71ZM124 150V148H122ZM253 149V148H252ZM41 150V149H40ZM171 150V149H170ZM226 150V149H225ZM42 151V150H41ZM52 151V150H51ZM65 151V150H64ZM70 151V150H69ZM73 151V150H72ZM114 151V149H113ZM224 151V150H223ZM39 152V151H38ZM68 152V150H67ZM121 152V151H120ZM126 152V150L124 151ZM169 152V151H166ZM186 152V151H185ZM192 152V151H191ZM23 153V152H22ZM69 153V152H68ZM160 153V154H159ZM198 153V152H196ZM48 154V153H47ZM122 154V155H123ZM262 155V153H260ZM19 155V154H18ZM42 155V154H41ZM40 155V158L42 157ZM50 155V154H49ZM53 155V154H51ZM64 155V154H63ZM62 155V156H63ZM104 155H111L110 153L104 154ZM219 155V154H218ZM30 156V155H29ZM35 156V155H34ZM67 156V155H66ZM210 156V155H209ZM14 157V156H13ZM28 157V156H27ZM59 157V156H58ZM184 157V156H183ZM186 157V156H185ZM11 158V157H10ZM17 158V157H16ZM34 158V157H33ZM80 158V156H79ZM110 158V157H109ZM165 158V157H164ZM209 158V157H208ZM220 158V157H219ZM8 159V158H6ZM31 159V158H30ZM167 159V158H166ZM187 159V158H186ZM193 159V158H192ZM202 158H200L201 160ZM205 159V158H204ZM207 159V158H206ZM212 159V158H211ZM2 160V159H1ZM21 160V159H20ZM44 160V159H43ZM47 160V159H46ZM65 160V159H64ZM199 160V159H198ZM218 160V159H217ZM221 161V159H219ZM5 161V160H4ZM11 161V160H10ZM16 161V160H15ZM34 161V160H33ZM51 162V159L49 160ZM173 161V162H172ZM197 161V160H196ZM205 161V160H204ZM219 161V162H220ZM253 161V160H252ZM258 161V160H257ZM25 163H27L26 161H24ZM31 162V161H30ZM202 162V161H201ZM219 162H216L219 164ZM239 162V161H238ZM263 162V161H262ZM8 163V162H7ZM11 163V162H10ZM58 163V162H57ZM121 163V164H122ZM242 163V162H241ZM245 163V162H244ZM29 164V163H28ZM138 164V163H136ZM234 164V163H232ZM237 164V163H236ZM251 164V163H250ZM21 166V164H19ZM33 165V164H32ZM40 165V164H39ZM42 165V164H41ZM107 165V164H106ZM202 165V164H201ZM249 165V164H248ZM248 165H245L246 168L243 169V171H241L240 174V180H242L243 182L246 183V186L248 187V190L246 189H237L235 191H233L232 186L226 185V187H224L223 184H228V176L232 173L233 171H227L226 168L222 167L220 170V173H216L215 171L217 170L216 167L218 166H214L213 163L210 162V160L206 161V164L203 166V168L201 167L203 173L200 174L197 178V180L201 181L202 183H207L209 186V189L211 190V192L213 194L217 195H225L227 198H230L232 200H234L235 202H237V204H240L242 206H245L246 209L251 210V209H256L255 211H257V214H259L260 218H264V185L258 183L257 179H254V174H251L250 167H248ZM5 166V165H4ZM9 166V165H8ZM13 166V165H12ZM36 166V165H35ZM164 166V165H163ZM231 166V165H228ZM240 166V165H239ZM24 167V166H23ZM26 167V166H25ZM55 167V166H54ZM64 167V166H63ZM113 167H109L111 168V171L113 170ZM123 167V166H122ZM137 167V166H136ZM166 167V166H165ZM173 167V166H172ZM199 167V166H198ZM4 168V167H3ZM2 168V169H3ZM15 168V165H14ZM13 168V169H14ZM20 168V167H19ZM31 168V167H30ZM47 168V167H46ZM119 168V167H118ZM182 168V167H181ZM187 168V166L185 167ZM192 168V167H191ZM197 168V166L195 167ZM243 168V167H242ZM263 168V167H262ZM117 169V167H116ZM133 169V168H132ZM174 169H176L174 167ZM254 169V168H253ZM264 169V168H263ZM168 170V169H167ZM172 170V169H171ZM200 170V169H199ZM240 170V169H239ZM10 171V170H9ZM28 171V170H27ZM36 171V170H35ZM110 171V170H109ZM133 171V170H132ZM131 171V172H132ZM165 171V170H164ZM5 172V171H4ZM11 172V171H10ZM19 172V171H18ZM24 172V171H22ZM26 172V171H25ZM130 172V170H129ZM257 172V171H256ZM2 173V172H1ZM114 173V172H113ZM166 173V172H164ZM179 173V172H178ZM199 173V172H196ZM195 173V174H196ZM17 175V173H15ZM112 174V172L110 173ZM116 174V173H115ZM134 174V173H132ZM173 174V173H172ZM182 174V173H181ZM191 174V173H190ZM193 174V173H192ZM194 174V175H195ZM223 174L227 175L224 176ZM231 174V175H232ZM257 174V173H256ZM20 175V174H19ZM44 175V174H43ZM44 178L45 179V176ZM89 175V174H88ZM109 175V174H108ZM161 175V176H160ZM170 175V174H169ZM183 175V174H182ZM185 175V174H184ZM188 175V174H187ZM223 175V176H222ZM21 176V175H20ZM91 176V175H90ZM116 176V175H115ZM120 176V175H119ZM123 176V175H122ZM127 176V175H126ZM133 176V175H131ZM191 176V175H190ZM24 177V176H23ZM108 177V176H107ZM168 177V176H167ZM176 177V176H175ZM186 177V176H185ZM17 178V177H16ZM40 178L41 177H34V182L37 184H41L42 181L40 182ZM113 178V177H112ZM126 177H124L125 179ZM148 178V177H147ZM146 178V179H147ZM170 178V177H168ZM167 178V179H168ZM190 178V177H189ZM47 179V178H46ZM109 179V178H108ZM143 179V177H142ZM145 179V178H144ZM143 179V180H144ZM150 179V178H149ZM173 179V177H172ZM176 179V178H175ZM183 179V178H182ZM222 179H224L222 181ZM238 179V178H237ZM4 180V179H3ZM14 180V179H11ZM78 180V179H77ZM111 180V178H110ZM116 180V179H115ZM128 180V179H127ZM137 180V179H136ZM140 180V179H139ZM170 180V179H169ZM192 180V179H191ZM49 181V180H48ZM76 181V180H75ZM79 181V180H78ZM77 181V182H78ZM148 181V180H146ZM157 181V182H159ZM167 181V180H166ZM173 181V180H171ZM182 181V180H181ZM189 181V180H187ZM13 182V181H12ZM44 182V181H43ZM156 182V181H154ZM161 182V181H160ZM159 182V183H160ZM180 182V181H179ZM178 182V183H179ZM222 182V185H221ZM2 183V182H1ZM129 183V182H128ZM135 183V181H134ZM162 183V182H161ZM168 183V182H167ZM200 183V182H199ZM50 184V183H49ZM57 184V183H56ZM78 184V183H77ZM127 184V183H126ZM165 184V183H164ZM163 184V185H164ZM200 184V185H201ZM74 184H72L73 186ZM76 185V184H75ZM109 185V184H108ZM111 185V184H110ZM124 185V184H123ZM157 185V183L155 184ZM189 185V184H188ZM78 188V185H76ZM83 186V185H82ZM106 186V185H105ZM122 186V185H121ZM131 186V185H130ZM196 186V185H194ZM199 186V185H198ZM196 186V187H198ZM202 186V185H201ZM1 187V186H0ZM20 187V185H19ZM120 187V186H119ZM134 187V186H132ZM148 187V186H147ZM158 186H156L157 188ZM4 188L8 189V191H12L13 195H15L14 191L17 190L16 187L11 186L10 184L8 185V183L5 184ZM74 188V187H73ZM81 188V187H80ZM104 188V187H103ZM109 188V187H108ZM112 188V187H111ZM154 188V187H153ZM152 188V189H153ZM199 188V187H198ZM201 188V187H200ZM113 189V188H112ZM1 190V189H0ZM131 190V189H130ZM154 190V189H153ZM7 191V192H8ZM33 191V190H32ZM61 191V190H60ZM163 191V190H162ZM192 191V190H190ZM201 191V190H199ZM205 191V190H204ZM1 192V191H0ZM31 192V191H30ZM71 192H75L73 191L71 188L65 189L63 190V192L60 194L61 199L65 198V197H69L71 194ZM82 192V191H81ZM122 192V191H121ZM194 192V190L192 191V193ZM4 193V192H3ZM136 194H138L137 192H135ZM152 193V192H151ZM154 193V192H153ZM156 193V192H155ZM160 192H157L156 194H159ZM7 194V193H6ZM17 194V193H16ZM19 194V193H18ZM78 194V193H77ZM147 194V192H146ZM163 194V193H162ZM33 197L38 199L39 198V194L38 191H34L32 193ZM43 195V194H42ZM58 195V194H57ZM108 195V194H107ZM135 194H133L134 197ZM145 194L142 195V197ZM149 195V194H148ZM161 195V194H160ZM186 195V194H185ZM210 195V194H209ZM46 196V195H45ZM49 196V195H48ZM59 196V195H58ZM57 196V197H58ZM75 196V195H73ZM79 196V195H77ZM111 196V194H110ZM127 196V194H126ZM139 196V195H137ZM136 196V197H137ZM155 196V195H154ZM183 196V195H182ZM211 196V195H210ZM15 198V196H12L10 198ZM41 197V195H40ZM44 197V196H43ZM59 197V198H60ZM81 198V196H79ZM105 197V196H104ZM109 197V196H108ZM135 197V199H137ZM140 197V196H139ZM151 197V196H149ZM158 197V196H157ZM160 197V196H159ZM158 197V198H159ZM186 197V196H184ZM205 194L203 193H197L196 194L194 192L193 196L191 199L186 200L185 198L178 197L177 200L173 201V205L179 210V211H183V213H185V216L187 219H195V215L193 213L190 214V212H193L192 210L195 209L194 211H196L198 214H204V216H208L209 220L211 221L213 227H214V232L211 231H207V228H199L197 229V235L202 237L204 239V245L206 246L209 255L211 256L204 264H217V263H223V264H264V221L263 223H261V225H258L256 223H252L250 219H247L246 216L241 215V213L239 214L238 211L235 212L233 211L232 213H226L223 209L216 201H208L206 199ZM32 198V197H31ZM45 198V197H44ZM47 198V197H46ZM49 198H51L49 196ZM56 198V197H53ZM70 198V197H69ZM68 198V199H69ZM73 198V197H72ZM106 198V197H105ZM112 198V196L110 197ZM116 198V197H115ZM130 198V197H129ZM154 198V197H153ZM152 198V199H153ZM167 198V197H166ZM176 198V196H175ZM182 198V199H181ZM187 198V197H186ZM215 198V197H214ZM48 199V198H47ZM60 199V201H61ZM74 199V198H73ZM117 199V198H116ZM155 199V198H154ZM54 200V199H52ZM56 200V199H55ZM80 200V199H79ZM139 200V199H138ZM143 200V199H142ZM170 200V199H169ZM8 201V200H7ZM17 201V200H16ZM44 201L47 204H51L52 201L50 200H46L44 199ZM117 201V200H115ZM114 201V202H115ZM165 201V200H164ZM11 202V200H10ZM18 202V201H17ZM67 202V201H66ZM103 202V201H102ZM108 202V201H107ZM144 202V201H143ZM221 202V201H220ZM7 203V202H6ZM5 203V205H7ZM20 203V201H19ZM16 203L14 205H10L9 209L8 208H3V212L4 215H1V219H0V223H2L3 225L9 227L12 229V227H15V224L13 221L10 220L9 217V212H14L15 214H19L18 218H19V223L23 226H27L28 223H30L32 220L34 221H39L42 222L43 221V216L41 215V212L38 211V209L36 208V205L29 210V212H24V210L22 209V206L24 207V204H19ZM62 204V202H59ZM73 203V202H72ZM93 203V202H92ZM161 202L157 203L156 201V205L160 204ZM169 203V202H168ZM34 204V202H33ZM39 204V203H38ZM64 204V203H63ZM68 204V203H67ZM70 204V203H69ZM88 204V203H87ZM137 204V203H136ZM143 204V203H142ZM147 204V203H146ZM236 204V205H237ZM4 206V204H2ZM22 205V206H21ZM29 205V204H28ZM75 205V203H74ZM79 205V204H78ZM151 205V204H150ZM170 205V204H169ZM169 205H165V206H169ZM50 206V205H49ZM90 206V205H89ZM88 206V207H89ZM112 206V205H111ZM142 206V205H140ZM139 206V207H140ZM147 206V205H146ZM149 206V205H148ZM147 206V207H148ZM154 206V205H151ZM6 207V206H5ZM62 207V206H61ZM93 207V206H92ZM144 208V207H143ZM167 208V207H166ZM2 209V208H1ZM26 209V208H25ZM53 209V208H52ZM68 209V208H67ZM116 209V208H115ZM151 209V207H150ZM169 209V208H168ZM49 210V209H48ZM87 210V209H86ZM146 210V209H144ZM161 210V209H160ZM231 210V209H230ZM151 211V210H150ZM149 211V212H150ZM243 211V209H242ZM89 212V211H88ZM144 212V211H143ZM153 212V210H152ZM176 212V211H175ZM80 213V212H79ZM182 213V212H181ZM56 214V213H55ZM88 214V213H87ZM91 214V213H90ZM99 214V213H98ZM103 214V213H102ZM178 214V213H177ZM245 214V213H244ZM57 215V214H56ZM60 215V214H59ZM152 215V213H151ZM253 215V214H252ZM58 216V215H57ZM65 216V215H64ZM74 216V215H73ZM45 217V216H44ZM94 217V215H93ZM177 217V216H176ZM184 217V216H183ZM182 217V218H183ZM17 218V217H16ZM69 218V216H68ZM98 218V217H97ZM150 218V215H149ZM148 218V219H149ZM173 218V217H171ZM185 218V217H184ZM183 218V219H184ZM236 219L238 220V222H240L241 225L244 226V228L246 227L249 231H254L256 234V238L255 241L253 242V246L251 248H247V245L244 243H241V239L237 237L236 234H232L229 236V244H227L225 241H223L222 239V233H221V229L224 227H226L224 225V222L227 221V219ZM49 219V218H48ZM70 219V218H69ZM174 219V218H173ZM181 218L177 219L180 220ZM186 219V220H187ZM200 219V218H199ZM71 220V219H70ZM198 220V219H197ZM196 220V221H197ZM250 220V221H248ZM258 220V219H257ZM260 220V219H259ZM16 221V220H15ZM53 221V220H52ZM73 221V220H72ZM79 221V220H78ZM171 221V220H170ZM173 221V220H172ZM176 221V220H175ZM182 221V220H181ZM231 221V220H230ZM255 221V220H254ZM64 222V221H63ZM93 222V221H92ZM178 222V221H176ZM175 222V223H176ZM201 222V221H200ZM237 222V221H236ZM35 223V222H34ZM33 223V224H34ZM38 223V222H37ZM59 223V222H57ZM71 223V222H70ZM95 223V222H94ZM173 224V222H171ZM187 224H191V222L189 223L188 221L186 222ZM197 223V222H196ZM199 223V222H198ZM203 223V222H201ZM232 223V221H231ZM260 224V222H258ZM48 224V223H47ZM53 224V222L51 223ZM50 224V225H51ZM55 224V223H54ZM72 224V223H71ZM171 224V225H172ZM181 224H183L181 222ZM185 224V223H184ZM234 224V223H233ZM36 225V223H35ZM166 225V224H165ZM171 225L168 228H171ZM175 224L172 225V227ZM180 225V224H179ZM196 225V224H195ZM194 225L193 228H196ZM198 225V224H197ZM196 225V226H197ZM37 226V225H36ZM44 226V225H43ZM46 226V225H45ZM88 226V225H87ZM187 226V225H185ZM191 226V225H190ZM199 226V225H198ZM204 226V225H202ZM239 226V225H238ZM249 226L254 227L252 230H250ZM72 227V226H71ZM85 227V225H84ZM240 227V226H239ZM40 228V227H39ZM55 228V227H54ZM60 228V227H59ZM76 228V227H75ZM79 228V227H78ZM90 228V227H89ZM168 228H163L166 229V233H165V239L162 237V239H164L166 242L172 243V239H174V236H182L183 232H179L178 229L179 226L177 227V230H173L172 229H168ZM192 228V227H191ZM190 228V229H191ZM243 228V227H242ZM241 228V229H242ZM6 229V228H5ZM24 229V227H23ZM49 229V228H48ZM83 229V228H82ZM75 230V229H74ZM85 230V229H84ZM182 230V229H180ZM193 230V229H191ZM195 230V229H194ZM211 230V229H210ZM239 230V228H238ZM245 230V229H244ZM31 231V230H30ZM45 231V230H44ZM69 231V230H68ZM67 231V232H68ZM77 231V230H76ZM161 231V230H160ZM165 230H163L164 232ZM185 231V230H183ZM228 231V230H227ZM237 231V230H235ZM19 232V230H18ZM37 232V231H36ZM232 232V231H231ZM8 233V232H7ZM11 233V232H9ZM20 233V232H19ZM22 233V232H21ZM34 233V232H33ZM40 233V232H39ZM187 233V232H184ZM190 232H188L189 234ZM192 233V232H191ZM245 233V232H244ZM1 234V231H0ZM47 234V233H45ZM224 234V233H223ZM239 234V233H238ZM248 234V231H247ZM72 235V233H71ZM78 235V234H77ZM21 236V235H20ZM70 236V234H69ZM76 236V235H75ZM80 236V235H79ZM160 236V235H159ZM191 236V235H190ZM196 236V235H195ZM254 236V235H253ZM6 237H10V236H6ZM43 237V236H42ZM46 237H50V236H46ZM174 237V238H173ZM193 237V236H192ZM237 239H236V238ZM38 238V237H37ZM184 238V237H183ZM187 238V237H185ZM224 238V237H223ZM17 239V238H16ZM35 239V238H34ZM33 239V240H34ZM41 240V238H39ZM44 239V238H43ZM42 239V240H43ZM178 239V238H177ZM201 239V238H200ZM38 240V239H37ZM55 240V239H54ZM245 240V238H244ZM243 240V241H244ZM23 241V240H22ZM153 241V240H152ZM163 241V240H161ZM160 241V243H162ZM178 241V240H177ZM183 241V240H182ZM21 242V241H20ZM49 242H51L49 240ZM87 242V241H86ZM97 242V241H96ZM164 242V241H163ZM181 242V241H180ZM179 242V243H180ZM203 242V241H202ZM108 243H111L110 241ZM148 242L144 243L147 244ZM153 243V242H152ZM155 243V242H154ZM157 243V242H156ZM174 243V242H173ZM176 243V242H175ZM190 243V242H189ZM199 243V242H198ZM64 244V243H63ZM75 244V243H74ZM73 244V245H74ZM104 244V243H103ZM107 244V243H106ZM112 244V243H111ZM168 244V243H167ZM70 245V244H69ZM97 245V244H96ZM99 245V243H98ZM156 245V244H155ZM163 245V244H160ZM166 245V244H164ZM174 244H171V246ZM109 246V245H108ZM107 246V247H108ZM149 246V245H148ZM154 246V245H153ZM167 246V245H166ZM170 246V247H171ZM251 246V245H250ZM101 246H99L100 248ZM143 247V246H142ZM145 247V246H144ZM156 247V246H155ZM168 247V246H167ZM32 248V247H31ZM30 248V249H31ZM56 248V246H55ZM60 248V247H59ZM74 248V247H73ZM113 248V247H112ZM159 248V247H158ZM181 248V247H180ZM28 249V248H27ZM145 249V248H144ZM143 249V250H144ZM148 249V248H146ZM157 249V248H155ZM40 250L43 251V249L40 248ZM60 250V249H59ZM69 250V249H68ZM77 249H74V253L73 254H77ZM178 250V249H177ZM200 250V249H199ZM6 251V250H5ZM12 254L14 256H16V253L18 252L16 249V246L12 247ZM146 251V250H145ZM181 251V250H180ZM53 252V250H52ZM58 252V250H57ZM56 252V253H57ZM61 252V251H59ZM81 252V251H80ZM10 253V251H9ZM51 253V252H50ZM157 253V252H156ZM168 253V252H167ZM181 253V252H180ZM179 253V254H180ZM202 253V252H201ZM68 254V253H67ZM70 254V253H69ZM84 255V253H82ZM100 254V253H99ZM103 254L104 250H103ZM141 254V253H140ZM58 255V254H57ZM71 255V254H70ZM101 255V254H100ZM107 255V254H106ZM105 255V256H106ZM198 255V254H197ZM62 256V255H61ZM59 256V257H61ZM76 256V255H75ZM103 256V255H102ZM24 257H25V263L26 264H40L42 262H46V263H52L54 261L51 260L50 256L44 254H40L37 251H27L24 253ZM74 257V256H72ZM85 257V256H83ZM141 257V256H140ZM171 257V256H170ZM174 257V256H173ZM104 258V257H103ZM146 258V257H145ZM252 258H254L255 260L253 261ZM24 259V258H23ZM22 259V260H23ZM57 259V258H56ZM64 259V258H63ZM78 259V258H77ZM141 259V258H140ZM171 259V258H170ZM14 260V259H13ZM65 260V259H64ZM73 260V259H72ZM81 260V259H80ZM79 260V261H80ZM93 260V259H91ZM18 261V260H17ZM75 261V260H74ZM12 262V261H11ZM24 262V260H23ZM82 262V261H81ZM94 262V261H93ZM98 262V261H97ZM198 262V260H197ZM8 263V262H7ZM6 264V263H5ZM19 264V263H18ZM56 264V263H55ZM69 264V263H68ZM94 264V263H93Z\"/></svg>", "mask_w": 264, "mask_h": 264}]
</instances>
